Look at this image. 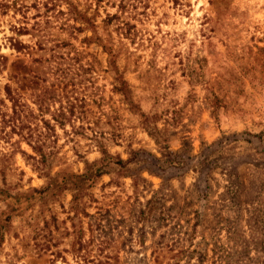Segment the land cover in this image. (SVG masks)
Returning <instances> with one entry per match:
<instances>
[{
    "label": "rangeland",
    "instance_id": "374dc122",
    "mask_svg": "<svg viewBox=\"0 0 264 264\" xmlns=\"http://www.w3.org/2000/svg\"><path fill=\"white\" fill-rule=\"evenodd\" d=\"M100 42L116 50L115 63ZM119 79L184 167L210 151L219 165L201 193L192 170L170 178L148 222L139 212L161 180L146 172L136 189L129 178H98L88 217L74 216L67 191H33L45 174H79L83 160H98L94 135L123 160L137 149L160 156ZM53 94L63 106L84 100L88 112L59 127ZM28 144L40 145L45 163ZM0 189V264H174L196 244L200 264H213V243L232 264L254 257L250 237L264 236V0H0ZM88 225L92 242L76 253Z\"/></svg>",
    "mask_w": 264,
    "mask_h": 264
},
{
    "label": "trees",
    "instance_id": "16d2710c",
    "mask_svg": "<svg viewBox=\"0 0 264 264\" xmlns=\"http://www.w3.org/2000/svg\"><path fill=\"white\" fill-rule=\"evenodd\" d=\"M2 8H6V5H2ZM115 16H111L109 19H114ZM126 23L119 22L117 25L118 34L123 38H128L129 32L126 33V30L123 26ZM129 31V30H127ZM18 35L25 34L24 31H17ZM101 48L104 50L108 57V62L115 63L117 52L111 46L103 45L101 42ZM14 49L19 50L22 48L20 43L12 44ZM198 62H204V59L198 58ZM190 78L195 80L196 72L191 71ZM116 90L119 92L124 102L133 110L136 109L139 113L140 125L142 129L145 131L146 135L153 140L154 144L158 148L159 157H155L150 153H147L143 150H130L128 153V157L126 159H121L118 155L110 154L107 149L104 147L102 141L98 140V138L94 135L92 138L94 142V146L98 149V153L100 158L96 161L88 162L83 160V171L79 174H67V173H55L53 175L45 174L44 177L46 179V185L40 190H33L38 193H48L49 195H54L59 192L67 191L70 194V202L69 209L74 214H78L79 212L88 217L89 215L84 212L86 208L87 202L89 201L90 194L89 190L93 187L96 180L103 175L121 177V178H129L131 180V185L133 188H137L140 183L144 182V179L141 177L142 172H146L148 174L156 175L160 178L161 184L158 190L145 201L144 209L139 212V219L146 220L148 222V218L153 220L155 215L159 213L161 207H163V197L162 192L166 189V182L172 178L173 176H177L178 174L184 173L186 170H192L196 176L195 183L193 187L198 191H205L206 186V178L211 170L215 169L218 165L216 161L209 158V154L213 153L210 151L208 154L202 156L201 160L197 161L195 164L190 165L189 167H184L185 163L180 158L178 153H173L169 151V148L166 143V137L164 133V128H158L156 126L157 118L153 115H147L142 113L140 109L136 108L129 97L128 86L122 79L117 80ZM51 99H56L58 102V98H56V94L51 95ZM207 104L210 107V115L215 119V112L218 108V100L216 97L207 98ZM43 101V100H40ZM76 101V102H75ZM85 101L77 102L76 99H73L72 102L66 103V105H62L61 102L58 103V108L55 109L52 113V121L54 124L59 127H63L66 124H71L73 119L81 121L82 115H86L88 110L83 108V104ZM86 124V123H85ZM72 129L73 125H70ZM81 128V127H79ZM62 129V128H61ZM30 149L38 155V163H45V157L41 151L40 145H30L28 144ZM188 159V157H187ZM205 187V188H204ZM2 190L0 189V192ZM195 225V224H194ZM88 233L90 238L83 245L79 244L77 249H74V252H79L82 247L87 248L88 245L92 242L91 234L92 231L88 225ZM193 234V232H192ZM2 240V225H0V243ZM250 245L252 247L258 248L257 253L254 257H248V254L245 255L244 264H264V236L261 237L251 236L250 237ZM188 246L185 250L177 251L170 259L174 260V264H178L179 261H187L191 260L195 257V262L197 264L203 263L206 260V254L204 249L199 247L198 244L194 245L192 248ZM203 251V252H202ZM211 251L212 263L213 264H232L234 261L228 259V254L224 250V248L220 245H215L213 243V248ZM82 258L83 264L90 263L87 261L85 256H80Z\"/></svg>",
    "mask_w": 264,
    "mask_h": 264
}]
</instances>
